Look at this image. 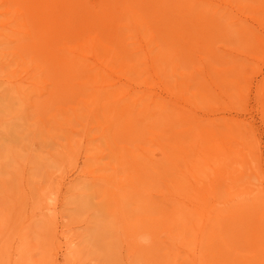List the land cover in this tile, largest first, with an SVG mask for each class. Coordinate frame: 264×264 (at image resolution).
Listing matches in <instances>:
<instances>
[{"label":"bare ground","instance_id":"bare-ground-1","mask_svg":"<svg viewBox=\"0 0 264 264\" xmlns=\"http://www.w3.org/2000/svg\"><path fill=\"white\" fill-rule=\"evenodd\" d=\"M0 5L6 15L0 28L12 30L7 35L0 32V36H17L14 54L19 65L30 67V76L19 79H33L40 90L52 85L45 104L38 105L39 111L43 115L52 110L64 114L60 103L76 102L80 108L71 107L76 120L85 115L96 118L103 112L109 123L103 130L116 127L122 144V181L117 180V172L97 177L116 188L107 198L116 204L121 222L129 218V204H137L133 210L144 208L135 222L118 226L121 236L130 235L134 225H145L162 213L163 217L155 220L157 230L174 246L189 251L197 238L202 249L209 247V253L194 256L192 264H264V191L256 192L249 185L240 188L244 178L255 173L235 165L242 163L237 162L240 159L246 162L245 170L249 168L245 149L254 153L253 142L245 136L238 140V122L210 115L215 111L210 104L215 92L212 86L222 82L228 86L232 74L245 70L237 61L224 67L222 39L242 44L251 54H256L257 48L264 55V28L254 32L245 24L263 26L264 0H0ZM234 8L236 17L230 14ZM48 80L52 81L49 85L45 84ZM262 82L258 96L264 104V76ZM219 124L221 128L215 131ZM236 145L241 150L235 149ZM155 146L162 152L160 158L152 153ZM23 173L21 167L16 176L20 195H14L18 192L12 184L15 178L0 180L5 197L15 201L12 211L7 208L6 221L15 219L18 226L26 228L36 215H50L56 229L62 226L55 234L64 238L56 247L52 264H59L60 253L72 258L78 251L77 241L63 229L59 207L65 203V188L73 179L70 175L68 179L58 177L53 190L40 194L34 207L38 212L26 214L30 192ZM219 173L226 176L221 179ZM227 178L237 183V192H230V184L223 183ZM217 179L216 184L228 193H220L223 198L215 200L224 206L236 201L227 209L214 203V193L209 190ZM156 187L169 189L157 192L165 206L152 204ZM174 200L179 204L171 203ZM224 226L230 227L225 231ZM53 234L41 242L44 250L56 244ZM23 235L22 239L27 233ZM142 238L154 240L152 232ZM22 244L25 246L14 253L13 247H8L11 260L18 255L15 264L21 262L26 249L34 247ZM147 253V258L142 256L144 264L160 263L150 249ZM166 253L161 257L171 262L175 253ZM70 262L77 264V260Z\"/></svg>","mask_w":264,"mask_h":264},{"label":"rangeland","instance_id":"rangeland-1","mask_svg":"<svg viewBox=\"0 0 264 264\" xmlns=\"http://www.w3.org/2000/svg\"><path fill=\"white\" fill-rule=\"evenodd\" d=\"M232 10L234 11L230 14L236 17V9ZM261 18L264 21V14ZM5 19L4 6L0 5V23ZM245 24L254 32H260L264 28V23L263 26ZM261 27L263 28L261 29ZM11 31L0 28V32H5L6 35L10 34ZM262 32L264 33V30ZM6 35L0 36V180L6 181L15 178L12 184L17 186L14 189L18 192L14 195H20L22 191L19 185L21 184L16 176L20 168H24L23 174L29 183L27 191L30 192L29 209L26 208V210L28 209L26 214H30L31 212H38V209L34 207L40 198V194L43 191L53 190L57 185L58 177L68 179L70 175L69 179H73L71 184H67L68 190L67 187L65 188L64 195L67 199L62 207H59L63 214L59 216V219L64 225L63 229L66 230V234L76 238L78 251L72 258H67L60 253L57 262L59 264H73L74 262L70 261L77 260V264H144L145 258L142 256L146 255L147 258V251L150 249L151 254L156 255L155 258L160 263L150 261L146 264H163L167 260L166 252L169 250L174 252L175 256L171 262L168 261L164 264H192L194 256L209 253V247L204 245L205 247L203 246L204 249H202L197 238L190 246L189 251L174 246L167 239L166 234L157 230L155 220L163 217L162 213L155 214V220L148 223L143 222L145 225L141 224L140 227L134 225L130 235H120L118 226H126L123 224L129 226L130 222H135L139 215L144 212V208L133 210L137 204H129L126 207L127 212L134 215L130 216L129 214V218L126 216L121 222L119 213L117 215L116 204L107 198V195L111 196L112 191H117L116 188L97 177L101 174L116 175L117 172V180L122 181L124 175V166L120 158L122 153L120 146L122 144L119 142L118 135L115 134L116 127L103 130L109 125L105 121L103 112H99L96 118L85 115L76 120L72 114L73 107L80 108L76 102L60 103L64 106V114L52 110L43 115L39 111L38 105L45 104L44 99L51 93L52 85L48 89L40 90L33 84V79H19L20 76H30V74L27 75V69L30 67L19 65V59L14 54L18 45L17 36ZM222 40L220 45L224 48V58L226 59L225 65H222L228 68L237 61L242 63V69L245 66V70L240 71L236 76L232 74L230 76L232 84L228 86L222 80L220 81L222 84L212 86L215 92H213L214 97L210 104L215 111L210 112V115L211 117H214L215 114L221 117L227 116L229 117L228 121L238 122L240 126L235 130L238 140H242L245 136L247 137L246 140L253 142L254 153H250L248 148L245 149L250 158L249 168L245 170L246 162L240 161V159L237 162L242 163L235 165L240 166L242 171L255 173V176L245 177V183L241 184L240 188L249 185L256 188V192H263L264 104L259 101L258 93L259 88L263 85L264 55H260L257 48L256 54H251L242 48V44ZM49 82L52 83L51 80H48L45 84L49 85ZM165 83L168 84V82ZM235 84L238 88L235 87ZM42 92L46 93L43 94ZM54 113L56 116L52 117ZM217 121L221 122L222 120L217 119ZM218 128H221V124L214 130L216 131ZM235 149H240V146L236 145ZM152 153H155L157 158L162 156V152L157 146L153 148ZM221 162L219 161V163ZM223 176L226 175L219 173L218 177L222 179ZM219 181L220 179H217L213 182L209 190L214 193V203L227 209L236 201L224 206L223 203L215 200L216 198L220 200L223 198V196L220 197V193H228L225 188L216 184ZM223 183L230 184V192L239 190L235 187L237 183H233L228 178L223 180ZM160 189L165 192L169 191L166 187L155 188L153 191L155 195L152 197V204L155 207H158L157 204L165 206L161 196L157 193ZM118 191L120 190L118 189ZM5 195L0 187V222L3 223L0 225V264L16 263L15 258L18 255L15 254L11 260L10 256H7L8 247L11 245L14 253L16 248L25 246L22 241L27 242V247H30L31 244L34 247H30L29 250L26 249L27 252L22 260L20 259L19 264H43L44 262V264H52L56 247L62 245L64 241L61 233L59 237L55 234V230H60L62 226L56 229L49 220L50 215H48L49 217L36 215L34 219L30 220L31 224L26 228L18 226L14 222L15 219L6 221L4 216L7 208L10 207L12 211L15 201L6 198ZM143 202L145 203L146 200ZM210 202L207 204L209 209L211 208ZM10 203L11 205H9ZM171 203L179 204L175 200ZM261 209L264 211V207ZM204 211L206 212V210ZM205 212L199 213V216H203ZM229 227L224 226L223 230L227 231ZM52 231L57 242L53 247H48L51 249L44 250L41 242L44 243L47 234ZM148 232H152L153 241L143 240L142 237ZM24 233L27 235L22 239ZM120 238L123 239V242ZM205 242L207 243L208 240L206 239ZM12 243L14 244L12 245ZM179 252L181 253L180 256L177 255ZM165 253L166 256L161 257Z\"/></svg>","mask_w":264,"mask_h":264}]
</instances>
